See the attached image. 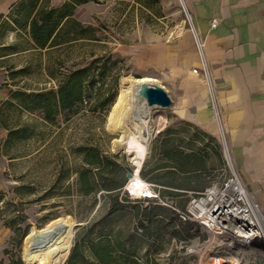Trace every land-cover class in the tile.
<instances>
[{"label": "rangeland", "instance_id": "1", "mask_svg": "<svg viewBox=\"0 0 264 264\" xmlns=\"http://www.w3.org/2000/svg\"><path fill=\"white\" fill-rule=\"evenodd\" d=\"M42 6L46 11L52 8L50 1ZM32 7L29 3L16 13L17 20L9 17L0 24V91L9 94L0 100V264H10L13 259L43 264L44 258L34 263L24 260L25 234L58 218L70 220L75 235L56 264H68L75 243L80 245L79 253L86 250L87 254L84 240L88 232L92 237L100 229L120 230L122 239L130 236L126 247L144 264H208L213 259L222 260L221 264H264V236L248 245L235 243L228 234L214 240V232L190 212L203 199L208 201L207 211L214 210L221 199L217 189L235 171L253 193L264 220V208L242 176L234 147L223 130L210 134L181 119L173 111L175 103L152 110L150 149L165 127L169 165L185 174L184 181L196 187L194 192L160 195L156 190L158 198H132L124 190L132 202L126 210L108 217L107 206L97 211L107 205L106 199L80 191L81 171L93 176L100 172L98 164L90 163L93 151L107 168L118 169L119 181L125 173V183L129 182V173L135 170L117 142L123 134L110 126L123 77L171 82L175 100H185L190 106L207 89L212 95L209 109L217 120L213 90L211 93L203 77L193 73L195 78L179 81L171 62L175 49H169L170 59L165 63L159 56L162 43L174 45L189 31L181 0H88L75 7L58 43L69 37L77 39L45 49L36 48L30 36ZM67 84L76 91L80 88L82 96L70 108L62 107L56 95ZM190 84L198 89L193 91ZM39 104L47 107H37ZM16 130L19 133L12 134ZM175 172L166 175L169 183L176 182ZM153 201L172 213L157 210L155 224L145 222V233L136 228L133 206L143 209ZM89 221L95 224L94 234L87 229Z\"/></svg>", "mask_w": 264, "mask_h": 264}, {"label": "crops", "instance_id": "2", "mask_svg": "<svg viewBox=\"0 0 264 264\" xmlns=\"http://www.w3.org/2000/svg\"><path fill=\"white\" fill-rule=\"evenodd\" d=\"M24 1L0 0V24L9 17L14 19L19 4ZM48 1L52 7H59L66 0ZM184 1L193 9L198 32L205 40L213 77L211 93L213 90V102L220 116L216 120L209 109L212 95L208 94L207 89L190 106L185 100H175L171 82L151 78L161 83L170 94L175 103L173 111L181 119L194 123L210 134H219L220 129L223 130L234 147L235 160L242 176L254 188L264 208V0ZM43 2L39 0L37 8ZM213 21L217 22L216 27H212ZM158 49L162 62L165 59L169 61V49H175L171 62L176 67L177 80L195 78L191 74L201 65L191 32L185 30L174 45L162 43ZM190 88L196 91L198 86L190 84ZM8 96V93L0 91V100ZM163 120L161 116L160 122ZM164 128L160 129L158 138L153 141L141 177L159 193L194 192L196 187L184 181L185 174L169 165V150L166 148L169 139ZM98 170L99 179L102 175L108 176L102 173L106 171L104 160L98 164ZM169 171H176V182L173 184L165 179ZM125 180L124 173L122 185Z\"/></svg>", "mask_w": 264, "mask_h": 264}, {"label": "bare ground", "instance_id": "3", "mask_svg": "<svg viewBox=\"0 0 264 264\" xmlns=\"http://www.w3.org/2000/svg\"><path fill=\"white\" fill-rule=\"evenodd\" d=\"M156 82V79L147 76L139 79L132 76L123 77L119 101L114 106L110 118V126L123 134L117 142L124 147L135 168L134 177L129 179L126 190L136 198L143 195L155 196L149 184L141 177V171L149 156L150 140L154 132L152 110L159 106H149L139 91L143 83ZM216 194L219 195L218 192ZM207 205V200H200L191 207L190 212L214 232V240L219 239V235L228 234L234 238L235 243L248 245L251 241L263 237V234L253 227V222L245 210L231 209L225 205L222 198L212 211H207ZM74 235L75 225L64 218L53 220L40 229L33 228L24 240V260L34 263L37 259L44 258L43 264H56L65 254ZM221 261L213 259L208 264H221Z\"/></svg>", "mask_w": 264, "mask_h": 264}, {"label": "trees", "instance_id": "4", "mask_svg": "<svg viewBox=\"0 0 264 264\" xmlns=\"http://www.w3.org/2000/svg\"><path fill=\"white\" fill-rule=\"evenodd\" d=\"M47 1L48 0H44L43 3ZM87 1L88 0H66L60 7H52L46 11L42 5L37 8L39 0H26L19 4L17 13L21 12L29 3L33 4L32 10L28 14V17L31 19L29 22L30 36L34 40L36 48L45 49L47 46H58L62 43L77 39H71L69 37L66 41L58 43L62 30H64V27L70 20L72 21L71 17L73 16L75 7ZM14 19L17 20L16 17H14ZM38 94V96L41 95V93ZM13 95L17 94L14 92ZM56 95L64 108H70L82 97L81 89L79 88L76 91L72 84L61 85ZM37 107L46 108L47 105L39 104ZM16 133H19V130L14 131L12 134ZM93 156L94 159L90 162L91 164H102V159L97 152L93 151ZM107 167L108 164L106 165V171H102L103 174H108L107 177L102 175V178L99 179L98 176H93L89 171L84 170L80 172L79 182L81 184L80 191L85 196L99 194L106 199L105 202H107V205H101L97 211L107 206L106 215L111 217L116 212L126 210L129 207L127 203L132 201L128 195L123 194L126 183L124 182L122 185L121 180L119 181L117 179L116 173L118 169L114 168V170H110ZM116 189L119 190L113 191ZM103 190L107 192L102 193ZM160 195L165 194L160 193ZM150 204L152 205L143 209H141L140 205L133 206L135 216L138 218V225L136 228L143 230L145 233L147 232L145 222H147L148 226L155 223L154 221L158 216L157 210L172 213L170 209L154 201L150 202ZM103 223L104 222H102L101 225H103ZM94 226V222L92 223V221H89L87 229L91 230L93 234L95 232V228L93 229ZM28 234L25 235L27 236ZM89 234L88 232V236L84 240L87 254L86 250L79 253L78 249L80 245L75 243L70 253L68 264H75V260L80 261V264H144V262L140 261L137 253L135 254L127 249L126 242L131 237L128 236L126 239H122L120 230L110 229L105 231L104 229H100V231H97L92 237L89 236ZM10 264L24 263L21 259H13Z\"/></svg>", "mask_w": 264, "mask_h": 264}, {"label": "built area", "instance_id": "5", "mask_svg": "<svg viewBox=\"0 0 264 264\" xmlns=\"http://www.w3.org/2000/svg\"><path fill=\"white\" fill-rule=\"evenodd\" d=\"M181 7L184 14L185 22L188 25V30L192 33L196 50L200 58L201 66L199 68H195L193 72L197 75H201L203 79L210 86H212L213 77L206 54V44L204 38L198 32L194 11L184 0H181ZM216 26L217 22L213 21L212 27ZM216 115L218 117L220 116L218 110H216ZM131 173L134 174V171L132 170ZM148 184L155 196L146 197L145 195H143L142 197L158 198L159 193L155 191L154 187L150 183ZM217 192L219 193L217 197L222 198L224 200V203H227V206H229L231 209L245 210L247 216H249L253 222V227L256 228L258 233L261 232L264 236V221L263 217L259 214V205L255 202V197L249 189L248 185L242 180L238 173L232 171L230 179H228V181L221 188L217 189ZM130 196L132 198H136L132 194H130Z\"/></svg>", "mask_w": 264, "mask_h": 264}, {"label": "water", "instance_id": "6", "mask_svg": "<svg viewBox=\"0 0 264 264\" xmlns=\"http://www.w3.org/2000/svg\"><path fill=\"white\" fill-rule=\"evenodd\" d=\"M140 96L144 97L149 106H159L168 108L173 105L170 94L160 85L143 83L140 88ZM133 173H129V179L133 178ZM79 224L78 226H81Z\"/></svg>", "mask_w": 264, "mask_h": 264}]
</instances>
